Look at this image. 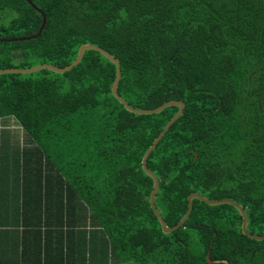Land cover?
Here are the masks:
<instances>
[{
    "label": "trees",
    "instance_id": "obj_1",
    "mask_svg": "<svg viewBox=\"0 0 264 264\" xmlns=\"http://www.w3.org/2000/svg\"><path fill=\"white\" fill-rule=\"evenodd\" d=\"M85 43L119 60L132 107L185 103L147 158L167 225L196 192L263 235L264 0H0V69L66 66ZM114 77L91 49L63 73L0 74V117L35 142L11 199L0 187V264H264L229 203L193 198L162 231L141 159L178 106L130 112Z\"/></svg>",
    "mask_w": 264,
    "mask_h": 264
},
{
    "label": "water",
    "instance_id": "obj_2",
    "mask_svg": "<svg viewBox=\"0 0 264 264\" xmlns=\"http://www.w3.org/2000/svg\"><path fill=\"white\" fill-rule=\"evenodd\" d=\"M43 25H44V18H43V22L41 24L39 31H41V29L43 28ZM88 49L100 52L102 55H104L106 58H108L111 62H113L115 64V77H114V81H113L112 86H111V92H112L113 96L121 104H123V106L128 111L136 113V114H150V113L159 112L167 106H178V111L172 116V118L166 123L164 128L155 137V139L153 140V142L151 143L149 148L146 150V152L144 153V155L142 156V159H141L142 169L153 180V186H152V189H151V192L149 195V203H150V207H151L154 215L157 217V219L160 223L162 231L164 233H169V232H172L173 230L177 229L178 227H180L188 219V217L190 215V212H191L192 206H193V198H197V199H199V200H201L207 204H210V205L229 203V204L235 206L239 210L241 217H242V222H241L242 233L249 238L256 239V240H263L264 234L263 235L253 234L247 230V222H248L247 215H246L243 207L239 203H237L235 200H233L231 198L209 199V198H206L205 196H203L199 193H196V192H191L188 194V196H187V201H188L187 210H186L184 216L176 224H174L172 226L167 225V223L164 220V218L162 217L159 209L155 205L154 199H155L156 191L158 189L159 179L155 175V173L148 168L147 158H148L151 150L155 147V145L160 140L162 135L167 131L169 126L181 115L185 103L181 100L171 99V100L165 101L164 103H162L158 107L151 108V109H138V108H134L131 105H129V103H127L125 101V99L118 93V90H117L118 82L120 79V62L116 57H114L110 52H108L104 48L97 46V45H94V44L85 43V44H81L79 46L76 57L74 58V60L72 62H70L66 66L60 67V66H55V65L49 64V63H41V64H36V65L30 66V67H25V68H16V67L1 68L0 74L6 73V72L28 73V72H32V71H35L38 69H44V68L49 69L53 72L63 73L65 71L71 69L75 65H77L80 62L84 52ZM207 259L210 261L209 258H207Z\"/></svg>",
    "mask_w": 264,
    "mask_h": 264
},
{
    "label": "crops",
    "instance_id": "obj_3",
    "mask_svg": "<svg viewBox=\"0 0 264 264\" xmlns=\"http://www.w3.org/2000/svg\"><path fill=\"white\" fill-rule=\"evenodd\" d=\"M13 120H16L13 116L0 117V187L5 193H9V199L14 186L19 184L15 177L17 173L12 167L14 155L23 151L28 153L35 148V142L25 133L23 135L13 133Z\"/></svg>",
    "mask_w": 264,
    "mask_h": 264
},
{
    "label": "rangeland",
    "instance_id": "obj_4",
    "mask_svg": "<svg viewBox=\"0 0 264 264\" xmlns=\"http://www.w3.org/2000/svg\"><path fill=\"white\" fill-rule=\"evenodd\" d=\"M13 122H14V127L12 128L13 133L17 134V135H23L24 134V130L21 127V125L17 122V120H13Z\"/></svg>",
    "mask_w": 264,
    "mask_h": 264
}]
</instances>
